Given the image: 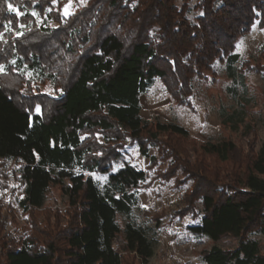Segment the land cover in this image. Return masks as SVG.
<instances>
[{
  "label": "trees",
  "instance_id": "1",
  "mask_svg": "<svg viewBox=\"0 0 264 264\" xmlns=\"http://www.w3.org/2000/svg\"><path fill=\"white\" fill-rule=\"evenodd\" d=\"M58 1L0 0V162L20 164L18 206L24 212L41 209L51 185L60 186L70 209L65 224L55 217L41 228L33 219L27 234L0 239V264H123L114 245L119 232L123 250L144 263L156 239L134 212L147 173L128 162L112 170L109 160L129 137L153 165L156 157L143 141H157L161 133L188 135L174 122L151 125L141 116L140 96L156 79L188 106L192 77L219 62L232 97L245 93L235 47L256 22L264 25V0H88L67 17ZM23 81L49 83L53 92L21 90L15 83ZM219 116L237 128L245 113L220 107ZM157 150L171 163L177 156L171 146ZM200 151L224 162L237 150L220 140L202 143ZM249 154L232 171L221 167L225 183L211 175L190 191L202 210L187 230L210 240L224 234L237 239L232 249L204 250L203 264H264L252 237L264 234V141ZM200 161L197 169H206ZM96 172L106 180L99 183Z\"/></svg>",
  "mask_w": 264,
  "mask_h": 264
},
{
  "label": "rangeland",
  "instance_id": "2",
  "mask_svg": "<svg viewBox=\"0 0 264 264\" xmlns=\"http://www.w3.org/2000/svg\"><path fill=\"white\" fill-rule=\"evenodd\" d=\"M59 1L60 11L67 17L84 6L88 0ZM194 14L191 12L188 17L193 19ZM235 51L242 59L240 66L246 79V91L242 93L239 90L238 99L227 91L231 82L219 62H215L212 70H203L199 78L192 77L190 106L178 104L161 79H156L140 96L141 116L151 125L156 121L174 122L184 127L188 135L180 137L161 133L157 141H143L149 155L156 157V163L153 165L148 157L141 154L139 143L129 137H124L115 147L117 155L109 160L112 170L128 162L147 173L145 182L139 187V208L134 212V217L137 222L145 221L150 227V236L156 239L153 255L143 263L135 254L123 250V235L119 232L114 245L124 256L123 264H203L201 253L212 245L222 249H232L236 246L237 239L229 234H224L217 240H210L195 237L186 228L189 223L197 221V215L202 210L199 199H194L190 193L193 186H204L205 181L201 178L211 180V175L217 176L218 183H225L226 179L222 177L226 175L221 167L232 171L235 162L240 163L243 156L255 152L264 141V25L256 22L247 33L241 35ZM15 84L24 91L53 92L49 83L23 81ZM220 107H224L227 112L243 107L244 121L238 124L237 128L222 123L219 116ZM94 136L101 140V134L96 133ZM220 140H230L235 144L237 151L231 159L220 162L214 156H202V143ZM158 145L165 149L171 146L172 153H175L173 155H177L173 164L171 157L158 152ZM199 161H205L203 164L207 165L208 169H197L195 162ZM19 165L17 161L0 162L1 242L10 238L18 239L27 234L33 219L37 220L41 228L46 221H57L55 217L62 224L68 219L70 209L59 185L49 187L43 207L34 210L33 214L24 212L18 206V199L22 197L24 187L18 173ZM193 175L197 176L198 182L194 181ZM93 177L102 183L107 174L96 172ZM195 215L197 217L193 218ZM117 220L122 229L124 221L120 217H117ZM252 237L258 241L261 252H264V234L255 233Z\"/></svg>",
  "mask_w": 264,
  "mask_h": 264
},
{
  "label": "snow or ice",
  "instance_id": "3",
  "mask_svg": "<svg viewBox=\"0 0 264 264\" xmlns=\"http://www.w3.org/2000/svg\"><path fill=\"white\" fill-rule=\"evenodd\" d=\"M9 7H11V5H9Z\"/></svg>",
  "mask_w": 264,
  "mask_h": 264
}]
</instances>
